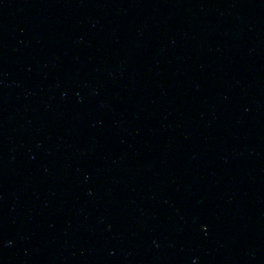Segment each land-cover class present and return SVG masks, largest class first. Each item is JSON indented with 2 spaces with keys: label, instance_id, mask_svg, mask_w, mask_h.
<instances>
[{
  "label": "water",
  "instance_id": "95a60500",
  "mask_svg": "<svg viewBox=\"0 0 264 264\" xmlns=\"http://www.w3.org/2000/svg\"><path fill=\"white\" fill-rule=\"evenodd\" d=\"M0 264H264V0H0Z\"/></svg>",
  "mask_w": 264,
  "mask_h": 264
}]
</instances>
